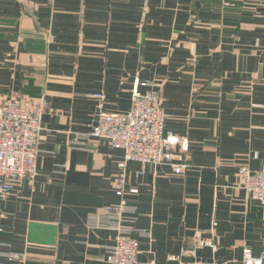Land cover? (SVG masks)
<instances>
[{"label": "crops", "instance_id": "0c3cea01", "mask_svg": "<svg viewBox=\"0 0 264 264\" xmlns=\"http://www.w3.org/2000/svg\"><path fill=\"white\" fill-rule=\"evenodd\" d=\"M147 80L182 170L129 162L121 199L124 153L88 136L93 96L128 112ZM11 98L41 110L42 130L38 177L0 202V252L24 260L0 264H108L116 234L88 222L122 201L150 234L134 235L137 264H245L247 250L264 264V206L242 188L243 170H264V0H0Z\"/></svg>", "mask_w": 264, "mask_h": 264}, {"label": "built area", "instance_id": "2783aa9c", "mask_svg": "<svg viewBox=\"0 0 264 264\" xmlns=\"http://www.w3.org/2000/svg\"><path fill=\"white\" fill-rule=\"evenodd\" d=\"M157 84L156 80L138 81L131 109L124 113L107 109L103 104V93L93 96L101 104L96 121L89 126L88 136L105 139L113 149L124 153L119 163L122 172L116 189L121 199L127 192L126 169L129 162L142 164L143 170L138 175H143L147 166L173 164L170 149L176 140L172 133L166 132L168 116L156 90ZM41 113L40 109L30 108L17 100H0V202L10 198L18 182H34L39 175ZM172 166L174 174L181 173L180 166ZM242 180L247 196L264 206V170L254 172L246 168L242 171ZM130 192L137 194L138 190L131 189ZM136 214V208L122 201L90 216L88 224L91 228L116 234L115 244L107 252L108 264H137L140 242L134 235L149 237L150 234L136 228L132 219ZM0 256H6L11 262L24 260V256L17 253L0 252ZM244 261L245 264H262L248 250ZM184 264L223 263L195 261Z\"/></svg>", "mask_w": 264, "mask_h": 264}, {"label": "rangeland", "instance_id": "374dc122", "mask_svg": "<svg viewBox=\"0 0 264 264\" xmlns=\"http://www.w3.org/2000/svg\"><path fill=\"white\" fill-rule=\"evenodd\" d=\"M228 5H230V4L227 3L226 6H228ZM157 81H158V79H157ZM158 82H159V81H158ZM157 92H159V91H158V84H157ZM160 99H161V97H160ZM2 100H3V99H2ZM6 100H16V99H15V98H14V99L11 98V99H6ZM17 101H19V100H17ZM161 101H162V100H161ZM155 167H156V166H155Z\"/></svg>", "mask_w": 264, "mask_h": 264}]
</instances>
